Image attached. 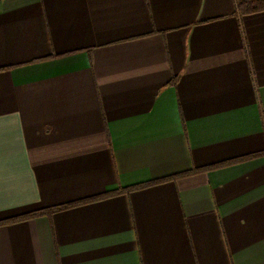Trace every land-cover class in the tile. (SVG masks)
Segmentation results:
<instances>
[{"label": "crops", "instance_id": "0c3cea01", "mask_svg": "<svg viewBox=\"0 0 264 264\" xmlns=\"http://www.w3.org/2000/svg\"><path fill=\"white\" fill-rule=\"evenodd\" d=\"M236 1L0 0V264H264V9Z\"/></svg>", "mask_w": 264, "mask_h": 264}, {"label": "trees", "instance_id": "16d2710c", "mask_svg": "<svg viewBox=\"0 0 264 264\" xmlns=\"http://www.w3.org/2000/svg\"><path fill=\"white\" fill-rule=\"evenodd\" d=\"M236 5H237V11L240 14H244V13H248V12H253V11L264 9V0H237L236 1ZM173 82L175 83V79H173ZM200 170H202V169H200ZM200 170L192 169L191 171L183 173L182 175H177V177L186 176L188 174H192V173L198 172ZM170 178H176V177L172 176ZM170 178H168V179H170ZM164 180H166V179H164ZM158 181L159 180H156V181H153V182H158ZM161 181H163V180H161ZM143 185L144 184L131 187L129 190H132L134 188H138V187L143 186ZM102 196H104V195H102ZM102 196H100V195L99 196H95V197H92L90 199H85V201L92 200V199H99ZM85 201H83V202H85ZM80 203H82V201H78L76 203H67V204H63V205H57V206H52V207L41 208V209H38V210H35V211H32V212L25 213V214H23V215H21L19 217L6 219V220L1 221V222L2 223H8V222L17 221V220H20V219L33 218V217H36V216H42V215H48L49 216L53 212H56L58 210H62V209H65V208H69V207L78 205Z\"/></svg>", "mask_w": 264, "mask_h": 264}]
</instances>
